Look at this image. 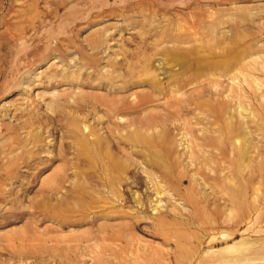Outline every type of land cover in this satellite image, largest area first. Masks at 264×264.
<instances>
[{"label": "rangeland", "instance_id": "1", "mask_svg": "<svg viewBox=\"0 0 264 264\" xmlns=\"http://www.w3.org/2000/svg\"><path fill=\"white\" fill-rule=\"evenodd\" d=\"M0 264H264V0H0Z\"/></svg>", "mask_w": 264, "mask_h": 264}]
</instances>
